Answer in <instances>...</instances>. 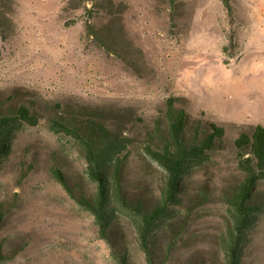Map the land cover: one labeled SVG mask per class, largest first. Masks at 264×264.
<instances>
[{
    "label": "rangeland",
    "instance_id": "rangeland-1",
    "mask_svg": "<svg viewBox=\"0 0 264 264\" xmlns=\"http://www.w3.org/2000/svg\"><path fill=\"white\" fill-rule=\"evenodd\" d=\"M13 2L0 0V114L27 103L41 123L17 134L0 172L8 264H116L94 218L53 177L56 167L73 186L93 190L74 143L50 131L48 104L104 111L122 127L131 139L126 185L137 198L155 193L152 183L163 178L145 156V138L170 98L226 132L210 161L187 175L176 229L159 231L155 261L225 264L224 196L244 179L234 143L264 126V0H231L232 14L223 0ZM257 200L263 211L241 264H264V181ZM120 225L129 264H147L130 222Z\"/></svg>",
    "mask_w": 264,
    "mask_h": 264
},
{
    "label": "trees",
    "instance_id": "trees-1",
    "mask_svg": "<svg viewBox=\"0 0 264 264\" xmlns=\"http://www.w3.org/2000/svg\"><path fill=\"white\" fill-rule=\"evenodd\" d=\"M176 1L171 0V4ZM1 2L15 5L13 0ZM223 2L232 14L231 0ZM180 101L179 98L168 99L163 116L146 134L145 156L162 170L163 178L152 183L155 193L137 198L131 196L126 185L131 139L125 136L122 127L111 124L104 111L62 103L48 104L50 131L74 143L85 162V181L93 190L86 192L81 184L73 186L67 175L56 167L52 169L53 177L80 208L94 218L99 237L111 247L116 264H129L127 242L123 234H119L123 218L134 228L147 264H156V237L164 227L176 229L172 222L183 205L187 175L208 163L225 137L224 127L192 119L187 110L180 108ZM40 123V114L27 103L15 111L0 114V172L17 134ZM234 145L238 169L244 179L224 196L230 211L229 225L221 237L225 264H241L248 234L263 211L257 198L259 184L264 181V126L241 133ZM6 214V203L0 199V232ZM182 224L178 223L179 235L184 231ZM171 251L170 246L167 255ZM12 259L0 243V264H8Z\"/></svg>",
    "mask_w": 264,
    "mask_h": 264
}]
</instances>
